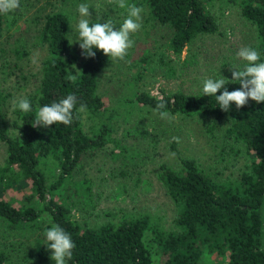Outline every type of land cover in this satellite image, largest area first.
Here are the masks:
<instances>
[{
	"label": "trees",
	"instance_id": "1",
	"mask_svg": "<svg viewBox=\"0 0 264 264\" xmlns=\"http://www.w3.org/2000/svg\"><path fill=\"white\" fill-rule=\"evenodd\" d=\"M59 1L60 8L53 3L49 11L40 7L30 19H23L24 33L44 55L37 88L27 97L31 111L16 108L11 130L0 87V142L5 147L0 168V264H55L46 239L53 224L70 234L75 244L68 264H200L206 250L225 257V264H264V102L249 99L239 109L232 103L225 112L214 96H204L202 90L160 89V96L140 90L147 72L141 67H149L160 46L153 47V53L141 50L139 59L131 62L136 72L126 76L130 82H124L108 102L100 92L99 75L112 58L95 48L94 57L84 54L73 28V8L87 0ZM128 2L144 9L142 29H150L145 31L148 37L155 28L164 31L165 50L175 57L199 37L218 32L217 14L210 3L233 5L254 30L252 47L264 60V0ZM20 5L28 6L27 1ZM115 13L125 19L127 9L117 6ZM22 18L23 12L0 14V37L2 31L17 29ZM16 41L25 42L24 37ZM19 48L15 56L27 57L28 52ZM158 61L165 68L164 78L173 79V66L163 56ZM68 73L76 79L69 80ZM226 78L231 80V76ZM226 88L233 91L240 84L229 83ZM73 93L76 107L83 103L87 110H74L71 125L33 126L40 107ZM161 97L173 117L202 119L207 133L220 137V160L243 155V167L233 177L219 180L195 158L179 157L177 167L161 164L157 179L175 211L169 229L150 213L121 212L118 216L109 212L110 219L97 225L76 221L75 207L91 214L99 201L91 179H76L83 165L102 154L123 176L126 168L141 164L146 158L145 145L151 147L162 137L153 133L154 127H147V122L155 121L151 114L159 117L153 109ZM13 190L22 192L19 202L8 197ZM115 215L117 221L112 220Z\"/></svg>",
	"mask_w": 264,
	"mask_h": 264
},
{
	"label": "rangeland",
	"instance_id": "2",
	"mask_svg": "<svg viewBox=\"0 0 264 264\" xmlns=\"http://www.w3.org/2000/svg\"><path fill=\"white\" fill-rule=\"evenodd\" d=\"M27 1V7L20 5L16 13L23 12V18L18 23V28H12L9 32L2 31L0 37V87L6 96L4 112L10 130L15 120L13 108L14 101L19 98L29 97L34 93L39 81L40 62L43 59L44 51L40 47L32 46V39L28 33H24L25 22L23 19H30L36 9L42 8L49 11L54 3L60 8L58 0H20ZM207 1V0H206ZM34 3V7L32 5ZM90 6V21L96 18L103 20H113L118 28L123 22L122 13L116 14L117 4L112 0H87ZM212 11L217 14L218 32L214 35L203 36L196 39L179 57L168 53L167 39L161 37L162 29L155 28L148 37L146 30L142 28L130 35L134 41V46L129 49L124 60H113L99 75L100 92L107 99L115 94L124 82H128L132 73L136 72L131 62L138 60L143 49L153 53V47L160 46L150 62L147 69L141 67V71H147L144 86L140 90L160 96V89L167 91H183L194 93L202 90L203 81L206 78H225L231 76V66H243L245 61L237 57L236 53L242 46L254 44V30L249 24L240 18L237 7L227 5L220 7L217 3H210ZM80 5V4H79ZM78 5V6H79ZM78 6L73 8L75 21L73 23L74 32L77 31V23L80 19ZM115 15H118L117 17ZM142 18V24H143ZM24 37L25 42H17L16 39ZM30 37V38H29ZM28 52L27 57L19 59L15 56V48ZM150 55V53H148ZM163 56L166 63H170L174 68L173 79H165L158 59ZM264 61V60H261ZM153 69V70H152ZM127 76V77H126ZM149 76V77H148ZM130 82V81H129ZM128 82V83H129ZM134 88V87H133ZM135 89V88H134ZM132 91V89L130 88ZM154 122H147V127L156 129L154 134L161 139L153 146L143 148L146 158L141 164L131 165L126 168V175L120 176L111 165L108 158L98 154L89 164L82 167L78 178H89L92 181V191L97 195L98 208L91 214L85 212L81 207H75L74 219L80 223L87 221L90 225L102 224L110 217L107 213H114L118 216L121 212L129 215L140 213H150L162 219L166 228L171 227V221L175 211L169 197L157 179L158 168L161 164L177 167L179 157L195 158L201 167L207 171L217 174L218 179L233 177L243 167L244 156L238 159L227 156L225 161L219 157L221 140L219 135L211 136L206 131L205 122L200 118L188 119L174 117L173 122L160 119L151 114ZM120 126V124H118ZM123 128V127H122ZM158 128V129H157ZM173 137H179L180 142L176 143ZM157 140V139H156ZM174 145V147H172ZM175 153L174 156L170 155ZM5 147L0 142V168L4 165ZM120 167V166H119ZM118 168V167H117ZM139 182H136V178ZM22 192L11 191L8 197L20 201ZM7 194L6 198L8 199ZM113 217V221L118 220V216ZM31 233V232H30ZM28 234V233H27ZM30 244L31 235H28ZM33 246V245H32ZM225 257H220L207 250L204 252L200 264H225ZM13 264V263H11Z\"/></svg>",
	"mask_w": 264,
	"mask_h": 264
},
{
	"label": "clouds",
	"instance_id": "3",
	"mask_svg": "<svg viewBox=\"0 0 264 264\" xmlns=\"http://www.w3.org/2000/svg\"><path fill=\"white\" fill-rule=\"evenodd\" d=\"M121 9H127V16L123 22L116 27L113 20L108 19L103 23L92 22L89 19L90 6L80 4L78 13L80 19L77 23L79 37V47L85 50L89 57H94L93 48L101 51L108 58L113 60H124L130 48L134 46V41L130 38L132 33L138 32L142 28V13L144 9L128 0H112ZM20 8V0H0V14L12 13ZM99 18H97V21ZM237 57L245 61L243 67L231 66V80L219 75V78H206L203 81L202 92L204 96H214L217 105L223 111H228L230 104L234 103L236 108L246 105L251 99L257 103L264 102V61H261L260 53L251 46H242L236 53ZM69 80H75L76 75L67 74ZM240 84V88L228 91L226 85L229 83ZM220 92L219 95H216ZM77 97L73 94L53 101L39 108L36 113L34 127L42 125L44 127L53 124H63L69 126L73 122V112H86L87 106L83 103L77 108ZM13 108H18L24 113L31 111V102L26 97L14 101ZM154 113L160 119L167 120L169 123L175 119L167 110L166 102L163 97L157 103ZM18 135V133H17ZM172 140L179 143V137ZM170 155L174 156L175 153ZM48 249L51 251V259L55 264H68L72 259L75 244L70 236L62 227L53 224L46 231Z\"/></svg>",
	"mask_w": 264,
	"mask_h": 264
}]
</instances>
